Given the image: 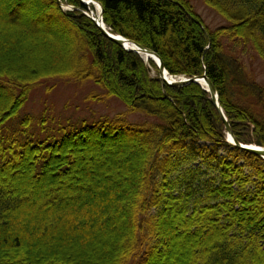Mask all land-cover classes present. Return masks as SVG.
Returning <instances> with one entry per match:
<instances>
[{
  "label": "trees",
  "instance_id": "1",
  "mask_svg": "<svg viewBox=\"0 0 264 264\" xmlns=\"http://www.w3.org/2000/svg\"><path fill=\"white\" fill-rule=\"evenodd\" d=\"M30 1L10 0L0 22L12 31L0 37V93L6 98L0 130L31 88L51 78H90L128 114L155 121L133 124L119 114L52 145H26L12 158L0 150V264H66L60 256L40 260L35 249L61 241L86 249L98 233L106 251L117 249L103 264L119 253L115 264H161L167 258L181 264H264V160L227 142L225 121L210 94L198 84L171 88L151 77L137 53L110 41L84 14L89 9L81 0H61L72 12L57 0H34L37 14L31 17ZM95 1L108 29L155 52L170 75L206 76L237 142L264 147V87L247 84L236 57L254 52L264 62V0H203L228 22L215 30L187 0ZM28 40L57 44L49 71L39 60L21 64ZM31 52L35 58L37 49ZM90 138L113 142L114 154L137 152L129 154L134 159L120 194L75 211L70 205L78 201L76 190L93 191L84 187L88 178L79 182L86 175L81 162L100 159L76 148ZM34 196L44 198L40 210L49 217H23L21 208ZM35 221L37 227L30 225Z\"/></svg>",
  "mask_w": 264,
  "mask_h": 264
},
{
  "label": "rangeland",
  "instance_id": "2",
  "mask_svg": "<svg viewBox=\"0 0 264 264\" xmlns=\"http://www.w3.org/2000/svg\"><path fill=\"white\" fill-rule=\"evenodd\" d=\"M33 1L34 0H31L28 5L30 9H27V14L30 17L32 14H37L36 11H32L36 8L34 3L35 1ZM187 1L193 5L197 14L200 15L205 25L210 30H215L219 27L228 25V22L213 8L206 5L203 0ZM62 3L65 5L64 8L59 5L58 6L63 11H75L73 6L67 3L66 5L64 2ZM9 4L10 0H0V22L5 20L3 17L9 8ZM84 14L86 16H92L90 12H84ZM11 32L12 31L10 30L3 29L0 25V37L1 35ZM42 33L46 34L44 30H42ZM61 34L63 36L68 35L66 32H61ZM43 36L47 37L46 35ZM28 41H23L25 46L21 51L24 52L25 50L27 53L21 61V64L24 66H31V64L35 63L33 60H39L42 63L43 70L49 71L51 69V64L55 61L57 53L56 50H58L57 44L52 42L50 46L46 45L45 47L42 46L43 41L41 40L39 42L31 40ZM32 49H37L35 58H31L30 56L32 54ZM236 57L240 60V62L242 60V63L245 66L244 70L247 78V84L250 85L251 81H255L260 87H264V62L257 56V54L254 52L247 55L236 54ZM140 58L144 62L151 77L158 78L161 82H163L160 79L159 73L156 72L154 68H151V63H147L143 56H140ZM151 62L156 65L154 61ZM163 84L165 83L163 82ZM201 88L204 90L203 87ZM239 90L240 89H238V91ZM19 92L20 90L17 94H19ZM2 95L3 94L0 93V107L6 101V98ZM250 101L256 103L257 99L253 96L250 97ZM119 114H126V118L133 124H139L145 120L155 121L152 118L146 119V117L141 114H128L127 108L122 102L114 97H109L105 90L97 86L90 78H87L84 81L78 80L69 82H65L59 78L46 79L31 88L21 109H19L17 114L10 118L0 130V150L6 154L7 158H12L14 153L19 152L26 145L40 144L44 147L52 145L60 142L65 136L79 131L85 125L91 126L96 123L103 122L106 119H112ZM79 142L80 143L76 146V148L80 151L81 155L88 154L89 156H93L94 154H98L97 156H99L100 159H91V161L82 160L81 162V167L83 165L86 172L85 176H88L87 178L89 179L86 180L88 181L86 183L90 184L84 187H91L93 188V191L85 193L83 190H76L75 196L78 198V201L75 203L73 202L70 205V208L75 211H79V208L82 207L83 204L85 206L92 201L97 202L106 197L112 199L116 195L120 194L126 183V181L123 180L124 172L129 166L128 163L134 159L130 160L129 154L134 151L137 152V149L135 148V150L131 149L121 155L118 152L114 154V152L117 151V147L112 145L116 144L107 140L90 138L85 142ZM207 146L209 147L211 144L208 143ZM109 151L111 153H109ZM219 153L220 155H223L225 153V149L220 148ZM97 161L99 162V165H102L103 163L105 164L100 171L101 174L98 177H94L92 174L93 169H91V167L94 168L95 165H98L96 164ZM22 170V172H27L26 169ZM23 176H25V174H23ZM76 176L78 175H75V177ZM20 182H22V180H15V184L22 187L23 184ZM30 188L33 187L30 186ZM30 188L28 189L31 190ZM43 201L44 198L34 196L29 206L21 208L23 217L29 218L31 221L32 219L38 220L39 218L43 219L49 217L50 215L47 212H42L40 210ZM113 202L117 203L115 200ZM106 213H109V211H106ZM25 221L28 222L29 220L26 219ZM35 223H37V221L31 223L30 225L37 227ZM103 239L105 238L101 235L99 236L98 233L94 242L86 249H75L73 245H65V243L61 241L60 243L58 242L54 245L49 244L45 248L42 246L37 247L35 250L40 260L45 258L46 260L56 258L59 260L60 256L66 264H103L101 259H103L105 255L109 256L110 254L111 256L112 253H117V249L113 247L114 245H111V249L106 251L103 247ZM181 253H183V251H181ZM121 255L122 253H119L117 256H114L110 264H115L114 261H118V258ZM185 258L183 261H185ZM161 264L181 263L177 262L174 258H167L166 260L162 259Z\"/></svg>",
  "mask_w": 264,
  "mask_h": 264
},
{
  "label": "water",
  "instance_id": "3",
  "mask_svg": "<svg viewBox=\"0 0 264 264\" xmlns=\"http://www.w3.org/2000/svg\"><path fill=\"white\" fill-rule=\"evenodd\" d=\"M58 1V5L62 8L65 7V5L60 1ZM81 2L87 6L90 10L89 4L87 2H85L84 0H81ZM100 6L101 4L98 3ZM91 11V10H90ZM91 15L89 16L97 25V27L101 30V32L112 42H114L115 44H117L118 46L122 47L124 50L128 51V52H134L137 53L138 55L142 56H152L156 59V61H154L156 63V66L158 68V73L160 76V79L167 84L169 87L171 88H183L186 87L190 84H198L202 87L201 82L205 81L208 85V90L204 88L205 91H207L210 96H211V100L213 102V104L215 105V107L218 109V111L221 113L224 121H225V126H226V130L228 133V137H229V142L235 146L236 148L242 149L244 151H247L249 153H252L262 159H264V148L256 146V145H252V146H248V145H243L240 144L239 142H237V140L235 139L231 126L229 124V122L227 121V118L225 117V114L223 112V109L220 106V102H219V95L218 92L216 91L215 87L213 86V84L211 83V81L206 77V76H202V77H194V78H177L175 76L170 75V73L165 69L162 60L160 59V57L153 52L150 49H147L145 47H142L136 43H134L133 41L121 36V35H117L114 34L110 29H108L106 27V25L103 23L104 19H103V8L101 6V20L98 21V19H96L93 16V13L91 11ZM127 44H131L134 49H127L126 45Z\"/></svg>",
  "mask_w": 264,
  "mask_h": 264
},
{
  "label": "bare ground",
  "instance_id": "4",
  "mask_svg": "<svg viewBox=\"0 0 264 264\" xmlns=\"http://www.w3.org/2000/svg\"><path fill=\"white\" fill-rule=\"evenodd\" d=\"M85 2H87L88 4H89V7H90V10L92 11V13H93V16L96 18V19H98V21H100L101 20V6L98 4V2L97 1H95V0H84ZM104 23V22H103ZM105 24V23H104ZM126 48L127 49H134V47L131 45V44H127L126 45ZM143 58H144V60L147 62V63H151V61H156V59L154 58V57H150V56H143ZM201 85H202V87L203 88H205V89H207L208 90V85H207V83L205 82V81H202L201 82ZM95 155V154H94ZM87 157H89V156H87ZM104 167V164H102V165H95L94 166V168H93V176L94 177H97L98 175H100V171L102 170V168ZM86 176L85 175H80V180H79V182L80 183H82L83 181H85L86 180ZM15 180H20V178L19 177H17V178H14ZM62 190H63V188H61ZM175 260H177V262H179V259H175Z\"/></svg>",
  "mask_w": 264,
  "mask_h": 264
}]
</instances>
